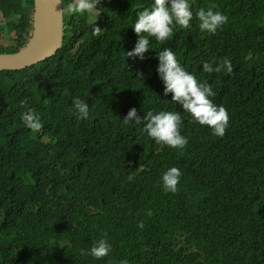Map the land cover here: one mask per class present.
Segmentation results:
<instances>
[{"label": "trees", "instance_id": "trees-1", "mask_svg": "<svg viewBox=\"0 0 264 264\" xmlns=\"http://www.w3.org/2000/svg\"><path fill=\"white\" fill-rule=\"evenodd\" d=\"M153 3L102 0L91 21L88 13L63 14L54 56L0 72V264H264V0H189L191 27H175L168 40L227 109L223 137L163 96L153 51L167 42L149 38L143 60L126 59L137 13ZM32 8L33 0H0L14 34L8 53L27 42ZM201 8L227 23L201 32ZM94 24L101 35L92 34ZM224 58L232 73L203 71L204 62L215 67ZM77 97L89 106L87 119L75 114ZM133 107L142 117L180 111L186 147L157 144L143 124H125ZM28 109L40 116V131L25 126ZM171 167L182 173L175 194L162 187ZM101 238L109 256L81 255Z\"/></svg>", "mask_w": 264, "mask_h": 264}, {"label": "clouds", "instance_id": "clouds-1", "mask_svg": "<svg viewBox=\"0 0 264 264\" xmlns=\"http://www.w3.org/2000/svg\"><path fill=\"white\" fill-rule=\"evenodd\" d=\"M101 3L102 0H71L66 7H61L60 11L69 16L96 13L98 18ZM195 18L199 21L200 31L209 34H215L228 21L226 15L219 11H213L211 8L207 10L201 8L195 13ZM193 19L194 15L189 0H154L150 9H144L137 13L132 30L138 39L133 49L124 53L126 59L139 58L143 60L145 53L150 49L149 38H155L161 44L167 42L164 49L153 51V56L158 61L156 71L163 84V96L170 95V101L181 106L182 112L189 114L192 122L207 126L213 135L223 137L230 121L227 109L212 102L210 97L215 95L212 86L207 82L199 81L188 72L176 58L172 42H168L175 27L189 29ZM104 30L94 24L92 34L99 36ZM203 71L206 73L222 71L232 73L234 69L231 62L224 58L215 67L204 62ZM137 78H143V74H139ZM72 104L78 118H88L89 106L87 103L77 97L73 99ZM25 105L26 101H21V106ZM22 120L25 126L32 131H40L43 128L41 118L34 109H28L22 113ZM122 120L125 124H143V131L157 144H163L178 151L183 150L188 144V139L180 131L183 122L180 111H160L156 114L149 111L142 117L133 107ZM181 175L178 168H169L161 177L163 190L168 193H177ZM133 178L131 174L128 176L129 181ZM148 215H152L151 211L148 212ZM137 227L143 229L144 223L139 222ZM111 251L112 248L107 239L101 238L93 241L90 249L81 250V255H90L100 260L109 256ZM120 264H128V261L123 260Z\"/></svg>", "mask_w": 264, "mask_h": 264}, {"label": "water", "instance_id": "water-1", "mask_svg": "<svg viewBox=\"0 0 264 264\" xmlns=\"http://www.w3.org/2000/svg\"><path fill=\"white\" fill-rule=\"evenodd\" d=\"M61 0H33L31 35L16 53L0 54V72L22 71L54 56L64 36Z\"/></svg>", "mask_w": 264, "mask_h": 264}, {"label": "rangeland", "instance_id": "rangeland-1", "mask_svg": "<svg viewBox=\"0 0 264 264\" xmlns=\"http://www.w3.org/2000/svg\"><path fill=\"white\" fill-rule=\"evenodd\" d=\"M89 21L94 19L97 15L96 13H88ZM14 34L8 33L6 21L0 16V52L8 53L9 47L13 45Z\"/></svg>", "mask_w": 264, "mask_h": 264}, {"label": "flooded vegetation", "instance_id": "flooded-vegetation-1", "mask_svg": "<svg viewBox=\"0 0 264 264\" xmlns=\"http://www.w3.org/2000/svg\"><path fill=\"white\" fill-rule=\"evenodd\" d=\"M108 3H110L112 0H106Z\"/></svg>", "mask_w": 264, "mask_h": 264}]
</instances>
